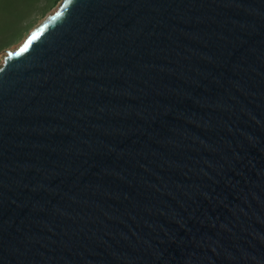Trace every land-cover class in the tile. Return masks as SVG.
<instances>
[{
  "label": "water",
  "instance_id": "1",
  "mask_svg": "<svg viewBox=\"0 0 264 264\" xmlns=\"http://www.w3.org/2000/svg\"><path fill=\"white\" fill-rule=\"evenodd\" d=\"M0 264H264V0H63L8 51Z\"/></svg>",
  "mask_w": 264,
  "mask_h": 264
},
{
  "label": "rangeland",
  "instance_id": "2",
  "mask_svg": "<svg viewBox=\"0 0 264 264\" xmlns=\"http://www.w3.org/2000/svg\"><path fill=\"white\" fill-rule=\"evenodd\" d=\"M63 0H0V64L2 52L27 38L58 9Z\"/></svg>",
  "mask_w": 264,
  "mask_h": 264
},
{
  "label": "bare ground",
  "instance_id": "3",
  "mask_svg": "<svg viewBox=\"0 0 264 264\" xmlns=\"http://www.w3.org/2000/svg\"><path fill=\"white\" fill-rule=\"evenodd\" d=\"M54 11H56L55 9H54ZM53 11V12H54ZM50 16V15H49ZM28 36V35H27ZM23 42H21V43H19L18 45H20V44H22ZM18 45H15V46H13V48L12 49H10V51L11 50H13V49H15ZM7 52L9 51V49L8 50H6ZM7 54L5 53V52H2L1 53V56L3 57V59H4V57L6 56ZM3 62V61H2Z\"/></svg>",
  "mask_w": 264,
  "mask_h": 264
},
{
  "label": "snow or ice",
  "instance_id": "4",
  "mask_svg": "<svg viewBox=\"0 0 264 264\" xmlns=\"http://www.w3.org/2000/svg\"><path fill=\"white\" fill-rule=\"evenodd\" d=\"M59 15V13H57ZM36 38V33H33L32 36L29 38V41L34 40ZM25 48L27 47V43L24 46ZM23 51V49H21Z\"/></svg>",
  "mask_w": 264,
  "mask_h": 264
}]
</instances>
